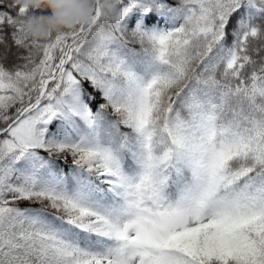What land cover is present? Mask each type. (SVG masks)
<instances>
[{"label": "snow or ice", "instance_id": "6c2138e0", "mask_svg": "<svg viewBox=\"0 0 264 264\" xmlns=\"http://www.w3.org/2000/svg\"><path fill=\"white\" fill-rule=\"evenodd\" d=\"M115 6L0 0V264H264V0Z\"/></svg>", "mask_w": 264, "mask_h": 264}, {"label": "clouds", "instance_id": "9594fccd", "mask_svg": "<svg viewBox=\"0 0 264 264\" xmlns=\"http://www.w3.org/2000/svg\"><path fill=\"white\" fill-rule=\"evenodd\" d=\"M14 3L30 10L22 23L27 34L38 41L77 24H89L97 5L108 17H114L117 11L115 0H14ZM35 9H46L49 14H36Z\"/></svg>", "mask_w": 264, "mask_h": 264}, {"label": "trees", "instance_id": "16d2710c", "mask_svg": "<svg viewBox=\"0 0 264 264\" xmlns=\"http://www.w3.org/2000/svg\"><path fill=\"white\" fill-rule=\"evenodd\" d=\"M36 14H49L48 10L46 9H35L33 10ZM70 162V161H69Z\"/></svg>", "mask_w": 264, "mask_h": 264}]
</instances>
